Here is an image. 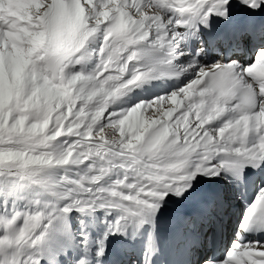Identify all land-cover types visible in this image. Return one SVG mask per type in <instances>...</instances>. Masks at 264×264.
<instances>
[{
  "label": "snow or ice",
  "instance_id": "snow-or-ice-1",
  "mask_svg": "<svg viewBox=\"0 0 264 264\" xmlns=\"http://www.w3.org/2000/svg\"><path fill=\"white\" fill-rule=\"evenodd\" d=\"M172 202L177 264H264V240L242 235L264 232V0H0V264H127L145 229L152 264Z\"/></svg>",
  "mask_w": 264,
  "mask_h": 264
},
{
  "label": "bare ground",
  "instance_id": "bare-ground-1",
  "mask_svg": "<svg viewBox=\"0 0 264 264\" xmlns=\"http://www.w3.org/2000/svg\"><path fill=\"white\" fill-rule=\"evenodd\" d=\"M189 0H186V2H188ZM129 2H131V0H129ZM217 19H219L218 17H212V21L214 20V21H216ZM228 215L230 216L231 214L230 213H228Z\"/></svg>",
  "mask_w": 264,
  "mask_h": 264
}]
</instances>
